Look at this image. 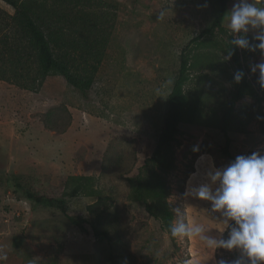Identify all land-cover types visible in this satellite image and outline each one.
I'll return each mask as SVG.
<instances>
[{"label": "rangeland", "instance_id": "rangeland-1", "mask_svg": "<svg viewBox=\"0 0 264 264\" xmlns=\"http://www.w3.org/2000/svg\"><path fill=\"white\" fill-rule=\"evenodd\" d=\"M238 0H229L222 26ZM257 7H264L261 2ZM90 9L104 15L110 40L87 97L58 74L47 76L38 92L0 79V250L22 264H107L108 239L95 235L91 223L85 234L58 210L26 199L16 182L29 186L39 175L54 186L71 176H92V186L106 197L110 232L121 236L134 264H218L241 258L239 249L206 246L200 236L173 237L130 198L129 177L135 176L156 148L167 97L177 75L180 56L190 53L194 63L185 89L204 93L196 124L181 125L176 160L167 175L168 202L173 223L202 226V236L228 238L235 221L209 200L187 195L207 184L209 172L226 168L238 155H264V118L250 96L236 101L228 121L224 114L233 101L234 69L218 32L212 44L203 43L216 15L213 0H92ZM0 8L14 9L0 0ZM165 12L163 20L159 14ZM251 29L247 34L255 35ZM239 34H234L238 37ZM93 62V61H92ZM91 62V63H92ZM264 62L258 55L251 66ZM256 73H259L258 71ZM264 112V100L261 103ZM193 146L199 151L193 152ZM194 171L184 180L190 166ZM96 201L87 193L69 198L67 208L85 211ZM116 230V232L113 231ZM13 259V258H12ZM261 264H264L262 262Z\"/></svg>", "mask_w": 264, "mask_h": 264}, {"label": "trees", "instance_id": "trees-1", "mask_svg": "<svg viewBox=\"0 0 264 264\" xmlns=\"http://www.w3.org/2000/svg\"><path fill=\"white\" fill-rule=\"evenodd\" d=\"M14 13L0 8V79L20 88L38 92L51 73L63 76L84 97L91 89L95 74L106 55L110 40L108 28L102 26L104 15L90 9L92 0H3ZM229 0H213L217 10L213 23L204 30L208 36L203 43L212 44V36L223 32L227 36L222 44L227 53L233 52L230 61L234 69L244 72L240 83L234 76L233 101L224 114L226 143L229 145L228 121L234 113L236 101L250 96L258 103V115L264 118L261 103L264 89L258 83L259 73L251 72L250 60L261 55L259 49L250 51L233 45L236 38L222 26L227 13ZM264 6V2H261ZM247 36L252 43L251 34ZM190 53L182 52L180 65L174 79L172 90L167 97V108L163 125L158 135L153 154L146 158L135 176L129 177L130 198L144 205L147 213L160 222L161 227L170 232L173 213L168 202L170 189L167 175L176 160L181 125L196 124L204 103V92L195 93L185 89L190 80V70L194 63ZM93 61V62H92ZM92 62V63H91ZM194 171V166L186 172L184 180ZM92 176H71L64 186H54L36 175L27 188L21 182L16 187L22 189L23 196L40 206L60 211L69 222L81 232H93L101 239H108L107 264H134L128 246L121 236H116L107 226L106 197L92 186ZM7 181L6 174L0 173V183ZM81 193L96 197L85 211L67 208L69 198ZM116 232L115 229H113ZM171 233V232H170Z\"/></svg>", "mask_w": 264, "mask_h": 264}, {"label": "clouds", "instance_id": "clouds-1", "mask_svg": "<svg viewBox=\"0 0 264 264\" xmlns=\"http://www.w3.org/2000/svg\"><path fill=\"white\" fill-rule=\"evenodd\" d=\"M165 15V12H161L159 18L163 20ZM227 27L233 34L248 33L250 28L258 29L259 31L251 38L258 43H252L244 35L234 38L231 43L250 51L259 49L264 56V7H257L256 3L249 0H238L229 13ZM232 55L233 52L229 50L224 59L228 60ZM257 71L258 83L264 89V62L251 66L252 73ZM244 75L243 71L237 70L234 73L235 82L240 83ZM192 151H199L198 146H193ZM207 175L213 183H219L215 192L209 185L201 184L186 194L209 200L213 209L223 210V216L226 217L225 226L228 225L229 219L235 221L228 238L202 236L204 232L202 226L191 222L185 223L183 219L171 225V235L189 238L200 236L206 246L213 251L217 248L239 249L241 258L231 261L230 264H261L264 262V155L259 152L247 156L238 155L226 168L209 172ZM7 258V253L0 250V264H4ZM218 264L229 262L220 260Z\"/></svg>", "mask_w": 264, "mask_h": 264}, {"label": "crops", "instance_id": "crops-1", "mask_svg": "<svg viewBox=\"0 0 264 264\" xmlns=\"http://www.w3.org/2000/svg\"><path fill=\"white\" fill-rule=\"evenodd\" d=\"M13 258V259H12ZM12 258L11 257H8L7 258V260L4 262V264H22V262L21 261H18V260H14V254L12 255ZM193 258V257H192ZM192 258L191 259H189L188 261H186L185 263H188L189 261H191L192 260ZM185 263H182V264H185ZM262 263V262H261ZM38 264H40V263H38ZM214 264H216L215 262H214Z\"/></svg>", "mask_w": 264, "mask_h": 264}]
</instances>
